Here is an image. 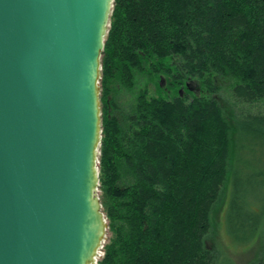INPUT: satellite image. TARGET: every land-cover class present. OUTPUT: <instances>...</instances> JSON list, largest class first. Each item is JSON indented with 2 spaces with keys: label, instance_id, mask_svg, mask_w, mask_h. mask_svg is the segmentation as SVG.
Instances as JSON below:
<instances>
[{
  "label": "trees",
  "instance_id": "16d2710c",
  "mask_svg": "<svg viewBox=\"0 0 264 264\" xmlns=\"http://www.w3.org/2000/svg\"><path fill=\"white\" fill-rule=\"evenodd\" d=\"M110 74L134 99L120 115L102 111L99 190L109 229L98 264H218L207 239L228 186L229 237L256 239L264 227V207L252 198L264 189V0H114L103 88Z\"/></svg>",
  "mask_w": 264,
  "mask_h": 264
},
{
  "label": "water",
  "instance_id": "95a60500",
  "mask_svg": "<svg viewBox=\"0 0 264 264\" xmlns=\"http://www.w3.org/2000/svg\"><path fill=\"white\" fill-rule=\"evenodd\" d=\"M113 2L0 0V264L103 255L100 81Z\"/></svg>",
  "mask_w": 264,
  "mask_h": 264
},
{
  "label": "rangeland",
  "instance_id": "374dc122",
  "mask_svg": "<svg viewBox=\"0 0 264 264\" xmlns=\"http://www.w3.org/2000/svg\"><path fill=\"white\" fill-rule=\"evenodd\" d=\"M242 160H249V157L245 156V158ZM235 163L237 165V168L239 169V172H242V175H244L246 171L245 169L242 170L241 161L240 163L238 161H236ZM247 172L245 176L249 175V173ZM253 186L258 187V185L255 184ZM256 190H257L256 193L252 194V198L254 196L258 198L257 203H261V206L264 207V189L262 190L256 189ZM98 195L99 197L101 195L99 187H98ZM228 198H229V186L226 189L223 206L220 209H218L215 213L213 228L207 239V246L217 251L218 264H228L230 261L229 259L233 260L235 264H257L259 258L261 257L264 251V227L262 228L256 239H254L251 243L247 245L234 244L227 233L226 222H225ZM102 212H103V207H102ZM108 229H109V225H108ZM108 229L106 233V239L108 236ZM239 234H244V233H239ZM102 254L103 253L101 252V255Z\"/></svg>",
  "mask_w": 264,
  "mask_h": 264
},
{
  "label": "flooded vegetation",
  "instance_id": "af4514ba",
  "mask_svg": "<svg viewBox=\"0 0 264 264\" xmlns=\"http://www.w3.org/2000/svg\"><path fill=\"white\" fill-rule=\"evenodd\" d=\"M113 74H110V79L106 81L104 88L101 86V96L102 92L104 96V102L102 104L101 102V114L104 110L107 115L110 117L120 115L122 112H124L127 105L130 104V102L134 99V96L132 95V91L127 88L121 87V85H115L114 84V78ZM137 85L133 88V92L137 95L141 87L144 86V77L142 75L137 76L136 79ZM118 90H116V88ZM143 90V89H142ZM147 95L149 97H153L155 94V87H154V81L152 77V73L149 77V80H147V87H146Z\"/></svg>",
  "mask_w": 264,
  "mask_h": 264
}]
</instances>
